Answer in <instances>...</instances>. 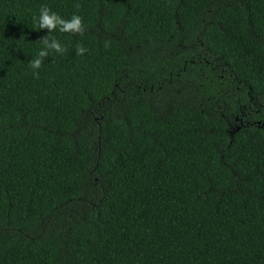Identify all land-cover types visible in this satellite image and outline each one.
Wrapping results in <instances>:
<instances>
[{"label": "trees", "instance_id": "1", "mask_svg": "<svg viewBox=\"0 0 264 264\" xmlns=\"http://www.w3.org/2000/svg\"><path fill=\"white\" fill-rule=\"evenodd\" d=\"M0 264H264V0H0Z\"/></svg>", "mask_w": 264, "mask_h": 264}, {"label": "clouds", "instance_id": "2", "mask_svg": "<svg viewBox=\"0 0 264 264\" xmlns=\"http://www.w3.org/2000/svg\"><path fill=\"white\" fill-rule=\"evenodd\" d=\"M75 8L79 9L81 5L76 3L74 5ZM34 20L37 21L38 29H47L48 33L55 30H59L61 33H72V34H79L81 36L84 35L85 28L83 25L82 17L79 15H73L70 19H64L57 13L51 11V9L47 5H41L40 7V14L39 17H34ZM44 48L39 51L38 55L29 61V67L32 69H39L44 58L48 57L49 51L54 50L58 53H65L67 49L61 45V43L51 37L50 35L44 36L40 39ZM108 42H105V47H108ZM87 51L86 48L82 44L76 45V54L82 55ZM33 75L38 78V72H33Z\"/></svg>", "mask_w": 264, "mask_h": 264}, {"label": "water", "instance_id": "3", "mask_svg": "<svg viewBox=\"0 0 264 264\" xmlns=\"http://www.w3.org/2000/svg\"><path fill=\"white\" fill-rule=\"evenodd\" d=\"M238 128H239V127H237V129H238ZM237 129H236V130H237Z\"/></svg>", "mask_w": 264, "mask_h": 264}]
</instances>
